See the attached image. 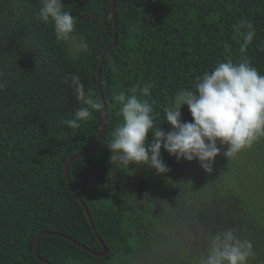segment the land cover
I'll use <instances>...</instances> for the list:
<instances>
[{
    "label": "trees",
    "instance_id": "obj_1",
    "mask_svg": "<svg viewBox=\"0 0 264 264\" xmlns=\"http://www.w3.org/2000/svg\"><path fill=\"white\" fill-rule=\"evenodd\" d=\"M63 4L76 17L72 35L84 38L86 51L83 44L72 51L69 40L56 38L51 23L38 19L41 0H0V264H47L34 251L36 238L46 231L102 250L65 164L95 144L103 108L78 129L63 121L81 106L73 74L102 102L98 66L114 40L112 0ZM116 15L117 40L101 67L106 126L95 150L68 168L107 253L95 255L64 236L46 234L40 256L52 264H199L213 235L236 229L252 245L248 264H264V142L246 148L247 163L233 156L230 168L218 155L210 173L198 161L184 160L183 168L169 169L165 194L150 188L147 173L142 175L147 189L139 191L137 166L114 169L107 147L122 120L114 92L151 85L146 99L156 125L161 120L159 127L168 131L163 114L176 92L193 89L226 57H246L264 75V0H116ZM241 21H250L256 31L243 54L236 31ZM181 113L183 121H191L187 106ZM161 153L168 154L163 148ZM235 170L257 182L252 196L227 180ZM180 175L179 187L173 179Z\"/></svg>",
    "mask_w": 264,
    "mask_h": 264
},
{
    "label": "clouds",
    "instance_id": "obj_2",
    "mask_svg": "<svg viewBox=\"0 0 264 264\" xmlns=\"http://www.w3.org/2000/svg\"><path fill=\"white\" fill-rule=\"evenodd\" d=\"M64 8L63 0H41L38 9V19L45 24L51 23L59 40H68L76 25V17ZM242 28L246 30L241 31ZM236 31L242 38L239 51L243 54L256 31L250 21H241ZM82 50H87L86 43ZM70 81L81 106L63 123L78 129L81 122L90 120L103 105L85 91L79 75H71ZM150 95L149 84H138L128 93H113L112 99L120 105L122 118L107 143L114 169L147 166L155 169L157 174H165L169 169L161 158L163 148L178 162L196 160L210 173L221 146H227L224 155L230 158L264 137V75L246 57L234 61L228 56L199 77L193 89L176 92L163 114L170 125L168 131L159 127L161 120L156 125L153 106L146 99ZM184 106L191 114V121L181 119ZM236 231L226 229L213 235L207 255L199 264H248L253 255L252 245L241 240Z\"/></svg>",
    "mask_w": 264,
    "mask_h": 264
},
{
    "label": "rangeland",
    "instance_id": "obj_3",
    "mask_svg": "<svg viewBox=\"0 0 264 264\" xmlns=\"http://www.w3.org/2000/svg\"><path fill=\"white\" fill-rule=\"evenodd\" d=\"M66 0H63V3L65 2ZM83 39L84 41V38L82 36H79ZM79 37H76L75 35H71V37L68 39L70 41V46L72 48V51H74L75 49H77V46L78 45H82V44H85V41L84 43H82L79 39ZM264 137L260 138L258 141L254 142L253 145L251 147L253 148H258L264 141ZM221 149H222V153H220L221 157L223 158L224 162H225V165L230 168L232 167L234 164H233V160H232V157L230 158H227L225 155H224V152L227 150V146H221ZM236 155H239L241 156V161L242 163L245 162L247 163L248 162V155L246 154V149L240 151L239 153H237ZM235 155V156H236ZM161 158L163 159V161L165 162V164L167 165L168 169L170 168H174V169H177L178 168H183L184 166V160H181V161H177L175 157L173 156H169V154H166V153H161ZM139 173L141 174L139 177V183H138V187H139V191H144L147 189V186H146V180L144 179V177H142V175L144 174H148V175H151V178L149 179L150 181V188L153 189L154 191H156L155 189H158L160 192L159 193H162V194H165V193H169L170 191L165 187V185L167 183H169V180L168 179L169 177L167 175H170L172 173V171H168L166 172L165 174H157L156 173V170L155 169H149L147 166H140V167H137ZM232 174L231 176L228 177V181L230 183L232 182H235L236 181V187L238 189L241 190H245L246 193H249L250 196L253 195V192L256 191L257 189H255V187H252V184H257V182L255 181H251L249 178H245L244 176H242L241 174H238L236 172V170L233 172V171H230ZM126 173V172H124ZM124 176V175H123ZM261 178L264 177V172L260 174ZM257 177V176H256ZM260 178V177H259ZM174 184L176 186H181V180H182V177L181 175L179 177H176L175 179ZM172 181V179H171ZM121 182H124L121 180ZM167 182V183H166ZM165 184V185H164ZM184 185V184H183ZM227 186V185H225ZM251 188H254L251 192ZM161 188V189H160ZM169 191V192H168ZM254 198V196H253Z\"/></svg>",
    "mask_w": 264,
    "mask_h": 264
},
{
    "label": "water",
    "instance_id": "obj_4",
    "mask_svg": "<svg viewBox=\"0 0 264 264\" xmlns=\"http://www.w3.org/2000/svg\"><path fill=\"white\" fill-rule=\"evenodd\" d=\"M112 16H113V19H114V25H115V35H114V40L113 42L104 49V51L102 52V55H101V58H100V61H99V66H98V81H97V84H98V87H99V92H100V97L102 99V105H103V122H102V127H101V130H100V133L97 137V140L95 142V144L92 146V148L90 150H86V151H82L78 154H75L73 156H71L66 164H65V174H66V177H67V180H68V183L70 185V188L72 189V191L75 193V195L78 197V199L80 200V202L82 203L86 213H87V216H88V219L92 225V228L95 232V235L97 237V239L99 240L100 244L102 245V250L99 251V252H95L93 250H91L90 248H87L86 246H84L83 244H81L80 242L74 240L73 238H71L70 236L66 235V234H63V233H58V232H50V231H46V232H42L38 235V237L36 238V241H35V254L37 256V258H39L40 260L44 261L45 263L47 264H52L49 260L43 258L40 256L39 254V241L41 239L42 236L46 235V234H56V235H61V236H64L68 239H70L71 241L83 246L85 249H87L88 251L94 253L95 255H105L107 253V247L104 243V241L100 238L99 234L96 232V228H95V225H94V222H93V219H92V216H91V213L85 203V201L83 200L82 196L79 194V192L77 191V189L73 186L71 180H70V175H69V165L70 163L75 159L77 158L78 156H84V155H88L90 153H92L94 150H95V147L101 137V135L103 134L104 132V129H105V126H106V122H107V105H106V101H105V97H104V94H103V91H102V87H101V67L103 65V62H104V59H105V55L107 54V52L114 46L116 40H117V15H116V0H112Z\"/></svg>",
    "mask_w": 264,
    "mask_h": 264
},
{
    "label": "bare ground",
    "instance_id": "obj_5",
    "mask_svg": "<svg viewBox=\"0 0 264 264\" xmlns=\"http://www.w3.org/2000/svg\"><path fill=\"white\" fill-rule=\"evenodd\" d=\"M166 183H167V182H166ZM120 234H121V233H120ZM101 239H102V238H101ZM80 249H81V248H80ZM113 262H114V261H113ZM113 262H112V263H113Z\"/></svg>",
    "mask_w": 264,
    "mask_h": 264
}]
</instances>
